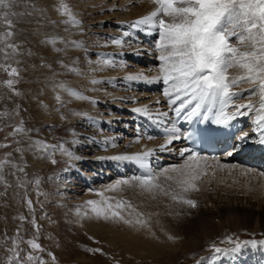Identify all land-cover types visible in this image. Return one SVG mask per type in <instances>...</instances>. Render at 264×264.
<instances>
[{
    "label": "rangeland",
    "instance_id": "374dc122",
    "mask_svg": "<svg viewBox=\"0 0 264 264\" xmlns=\"http://www.w3.org/2000/svg\"><path fill=\"white\" fill-rule=\"evenodd\" d=\"M65 2L81 22L75 29L72 25L63 23L66 17L57 11L60 0H17L12 11L18 15L10 18L14 22L13 42L19 45V53L11 61H6L4 54L0 53V64L11 63L20 72L16 78L18 83L14 85L20 94L16 95L4 85L3 81L9 77L0 69V144L8 145L0 148V159L12 153L11 159L19 167L24 168V172L6 168L4 172L6 183L0 182V264H8V258L11 256L9 249L13 247V241H16L22 250L21 256H26L32 251L27 241L34 238L43 249L35 255L45 264H196L202 257L205 259H201L200 264H208L207 258L211 255L209 245L212 242L224 247L226 245L220 244V241L228 236L241 241L264 240V188L261 187L260 180L253 179L251 175H242L236 168L232 170L218 169L215 166L208 168V174L196 182L199 191L183 193L186 199L196 201L194 208L173 201L170 196L144 192L134 185H125L116 193L104 192L105 196L122 198L131 203L135 211L124 209L122 214L126 219H131L132 224H125L119 220L98 219L90 208L84 207L88 200H100L101 196L97 193L104 191L108 186L107 181L101 179V176H105L102 174L103 171L97 170L105 168L100 169L99 166L108 164V168L116 175L117 161L109 162L108 157L100 155L102 159L100 158L99 166L97 164L94 166L98 167L96 170H92L88 162H80L78 164L80 170L86 173L95 171L96 178H100L101 181L96 182L95 187L80 189L75 200L72 198L73 194L66 193L59 186L61 179L58 172L69 165V157L57 151L48 158L44 153L30 150L28 147L30 141L39 140L53 145L63 143L67 149L68 127L70 123H74L82 127V130H86V126L92 128L100 126L105 132L113 130L116 135L118 134L116 141L118 146L128 144V148L132 147V150L137 146V150L144 151L141 139L147 140V137L152 135L147 136L141 131L134 115L136 112H133V107L128 104L134 105L136 102L141 107L147 105L153 116H156L157 112L169 110L162 95L163 90H159L162 81L157 82L159 88H153L154 83L145 81L138 82L136 87L134 85H137V81H130L129 84L136 88L132 89L122 75L115 76L116 82L114 77L96 76L97 78L92 79L99 80L100 86L119 92L117 98L107 97L98 99V102L95 99L96 109L89 107L93 99L85 100L81 107L84 105L91 113L84 112L77 116L82 119H79V122L69 119V102L60 93L58 85L65 84V76L69 73L78 75L87 73L78 63L81 58L110 60L114 66L106 65L109 72L113 69L120 70V64L127 65L130 69L143 66L147 69L148 76L157 74L159 61L156 59L158 54L154 50L155 46L152 50L149 49L151 51L141 49L143 53L148 52L143 58L141 55L138 57L135 55L139 48L131 47L134 42L144 45L141 33H137L138 29L130 28L129 24L154 10L155 5L151 0H65ZM3 30L4 25L0 24V31ZM124 32H128L129 35L124 36ZM156 35L154 37L157 40ZM52 38H57L54 45L48 42ZM113 39H121L126 43L114 45L111 42ZM70 41H76L80 46L78 51L71 54L65 49V46L71 44L67 43ZM110 45L113 47L112 51L108 48ZM131 57L138 62H134ZM73 68L76 70H69ZM88 78L90 77L86 76V79ZM84 79L85 77L81 81ZM57 95H60V101L56 100ZM157 100L160 101L159 104L156 103ZM124 101L125 105H122ZM101 110H108L105 115L111 118L109 122L106 120L98 122L100 118L96 114ZM170 117L169 122L164 120L167 117L157 119L162 121L164 126L167 123L170 127ZM152 119L148 122L154 125ZM21 121L24 128L31 131L14 137L9 136L8 134L19 126ZM152 137L157 144L149 149L164 142V136ZM98 138L100 143H103L102 137ZM16 141H19V144ZM100 146L99 144L97 148L100 149ZM17 147L21 151H15ZM178 150H182V146L177 147L176 151ZM105 151L108 149L97 152ZM164 154L157 163L162 159L165 162L152 168L158 175L164 169H171L174 165L184 163L183 157L167 161L169 159ZM52 159H55L56 163H52ZM112 162L114 164L111 166L109 163ZM226 162L227 160L220 161L224 165L239 164L240 167L237 161ZM209 163L214 165L210 159ZM130 164L131 167L124 165L128 170L122 174L118 173L119 176L113 178L109 175L112 177L111 180L116 182L143 174L138 165L132 162ZM245 168L260 172L256 167ZM168 174L176 175L172 172ZM79 180L78 177L75 181H78L80 186L77 184L75 187L82 186ZM159 182L166 188L171 184L172 189H175L174 181H166L163 175H160ZM77 196H80L79 200ZM72 199L77 203H72ZM27 201H31V206ZM85 212L87 215H84ZM136 219L155 225L153 236L143 232L135 222ZM138 242L139 247L147 246L152 256L149 253V258L141 259L137 252L124 245L135 246ZM191 244L197 248L192 250ZM250 245L252 244L244 247ZM88 249L101 251L93 252ZM158 254L159 256H156ZM53 256L55 260L52 259ZM225 257L221 256L214 264H226Z\"/></svg>",
    "mask_w": 264,
    "mask_h": 264
},
{
    "label": "snow or ice",
    "instance_id": "6c2138e0",
    "mask_svg": "<svg viewBox=\"0 0 264 264\" xmlns=\"http://www.w3.org/2000/svg\"><path fill=\"white\" fill-rule=\"evenodd\" d=\"M16 2L17 0H0V24L4 25V30L0 31V53L4 54L6 61H11L19 53V45L13 42L14 22L10 18L18 15L12 11ZM151 2L155 5L154 10L131 22L129 27L147 31L149 34L155 32L158 35L154 49L158 54L156 59L159 61L157 74L146 76L140 72L128 74L124 79L147 83L162 81L166 86L163 88L162 95L169 109L175 113L177 118L189 123L210 121L211 124L228 127L237 116H249L254 113L252 123L255 127L252 131L259 134L257 143L264 145V0H151ZM57 11L66 17L63 23L72 26H78L81 23L65 0H60ZM123 35L128 36L129 33L124 32ZM56 39L52 38L48 42L54 45ZM111 42L114 45L122 44L121 39H113ZM67 43L79 46L76 41ZM16 62L19 63V61ZM99 63L114 66L110 60H102ZM119 66L125 67L124 64ZM0 69L9 77L3 81L4 85L19 95L20 93L14 88V85L18 83L16 78L20 75L18 68L13 67L11 63H4L0 64ZM69 70L75 71L76 69ZM92 83H97V81L93 80ZM244 85L247 87H243ZM58 86L68 91L70 95L79 99H87L65 88L63 84ZM245 93L248 94L246 97ZM245 99L247 102H237ZM56 100H61L60 95L56 96ZM156 103L159 104L160 101L157 100ZM132 111L149 119L153 117L147 105L133 108ZM155 115L167 117L168 113L157 112ZM28 131L31 130L25 129L21 121L19 126L8 135L14 137L17 134H26ZM209 131V129L204 130L206 133ZM163 136L164 142L158 145L160 152L171 151L169 146L182 137L192 139V134L181 131L175 122L170 127L163 128ZM139 138L138 136L137 139ZM248 138L249 133L241 131L234 137V140L243 142ZM111 139L114 140V138ZM147 139L152 140L154 137L148 136ZM16 143L19 144V141ZM111 146L116 145L111 143ZM237 146L238 144L234 143L232 147ZM3 147H8V145L0 144V148ZM28 147L30 150L46 154L48 158L59 151L69 159H81L68 151L63 143L53 145L37 140L30 141ZM15 151L19 152L21 149L17 147ZM155 152L156 149H148L135 154L109 157L115 161L132 162L143 170V174L130 179L117 180L108 185L104 191L97 193L101 196L100 200H88L84 207L90 208L98 219L119 220L125 224H132L133 221L126 219L122 214L124 209L135 211L131 203L122 198L115 199V197L105 196L104 192L116 193L125 185H134L144 192L170 196L173 201L182 202L194 208L196 201L186 199L183 193L199 191L196 182L208 174V168L215 166L218 169H235L239 167L238 165L221 164L219 157H211L214 165L210 164L208 157H201L192 149L185 148L180 151L184 163L174 165L171 169H164L158 175L149 163V158L155 155ZM185 153L188 155L185 156ZM233 154L232 151L227 152V156ZM11 156L12 153H8L5 158L0 159V182L6 183L4 176L6 168L24 172V168L19 167ZM51 162L56 163V160L52 159ZM254 171L250 168L242 169L241 174L249 175ZM169 172L176 175H169ZM12 174L15 175V173ZM160 175H163L166 181H174L175 189H172L171 184L167 188L164 187L159 182ZM260 175L264 176V173ZM27 203L31 206V201ZM77 214H80L79 210ZM84 215H87V212ZM135 222L141 225L145 223L140 219H136ZM257 243L264 244V240L241 241L228 236L220 241V244L226 245L224 247L212 242L209 245L211 255L207 258L208 264H214L221 256L238 253L248 244ZM27 244L32 251L26 256H21L22 250L19 249L18 243L13 241V247L9 249L11 256L8 258V264H45L35 255L36 252L43 251L36 239L28 240ZM88 251L99 252L101 250L88 249ZM52 259L55 260V257L53 256ZM196 264H200V261Z\"/></svg>",
    "mask_w": 264,
    "mask_h": 264
},
{
    "label": "bare ground",
    "instance_id": "6f19581e",
    "mask_svg": "<svg viewBox=\"0 0 264 264\" xmlns=\"http://www.w3.org/2000/svg\"><path fill=\"white\" fill-rule=\"evenodd\" d=\"M79 26H80V24L77 27H79ZM73 27L75 29L76 26H73ZM137 33H141V35H144L145 37H148L146 39V42H147L146 45L136 44L135 42L131 45L132 48L135 47V48H139L140 49V50L137 51L139 54H137V53L135 54L138 57V55L140 56V55L144 54L141 49H148V50L151 49L152 50V45H154L155 41H156V38L154 37L156 35V33L153 32V33L149 34L147 31H140V30H138ZM125 43L126 42H122V44H125ZM68 45H69L68 47L65 46V49H67V52L70 53V54L78 51V49L80 48V46H73L72 44H68ZM108 48L111 49V51L113 50V47L111 45ZM151 50H149V51H151ZM112 55L113 54H111V56ZM102 60H104V59L99 58L97 60H85V58L84 59L81 58L78 63L80 64V66H83L82 70L87 71V73L86 74H82V75H78V74H75V73H72V74L69 73V74H67L65 76L66 81H65V84H63L65 86V88L71 89V90L77 92L80 96L87 97V99H79L76 96L70 95L68 91H65V90H63V89H61L59 87L60 88V93L62 94V96L65 99L66 98L68 99L69 106H70L69 107L70 108L69 109L70 110L69 119L73 120L74 122H77L79 119L82 120L80 117L77 118V116H79L80 114H82L84 112L85 113H91V111H88V110L85 109L86 107L84 105H83V107H81V104L83 103V101H85V100L89 101V100L93 99V100H91L93 103L89 107L92 106V107H94L93 109H96V106H95L96 102L94 101L95 99L98 102V99H104V98H107V97H114V96L117 98V96H118V93H119L118 91H116V90L114 91V90H111V89H106L104 86H100V81L99 80H96L97 83H92V81H93L92 78L93 77H96V76H98V78L100 76L114 77V81H115V76L116 75H122V76L125 77L128 74H136V73L143 72L144 75L148 76V74L146 73L147 69H145L143 66L142 67H135L133 69H130L127 65H125V67H123V68L119 67L120 70H118V71H115V69H113L112 72H109L108 70H106L107 69L106 65H102V64L99 63ZM126 63L129 64V62H126ZM94 69H96V70H94ZM107 72H109V73H107ZM86 76L90 77V78L86 79ZM83 77H85V79H84V81H81ZM129 82L130 81H127V85H131V83L129 84ZM138 82H140V81H137V83H136L137 85H134V86L137 87L138 84H139ZM134 86L131 85V88L132 89H136ZM245 87H247V85H245ZM125 102L126 101H124V103H122V105H125ZM237 102L239 103V102H247V101L245 99V100H240V101H237ZM86 104H88V103H86ZM117 104H120V102L119 103L117 102ZM130 105L133 108L141 107L136 102H135L134 105L128 104V106H130ZM106 111H108V110H106ZM106 111L105 110H101V112L99 111V113L96 114L100 118V120L98 121L99 123L102 122V121H105V120L108 121V122L110 121L111 118H109L108 115H105ZM229 111H231V109H229ZM170 112L172 113L173 111H171L169 109L167 111V113H168L167 118H164V120H168L169 121V117L171 115ZM253 115H254V113L250 114L249 121L251 123H252V116ZM154 117L155 118H161V117H157V116H153L152 118H154ZM171 119H172V116L170 117V121H171ZM83 120H85V119H83ZM152 121L154 122L153 119H152ZM172 123H174V122L171 121L170 124L172 125ZM175 123H176V121H175ZM86 124H88V121L86 122ZM147 124L150 125L149 122ZM165 125H167V123ZM152 126L156 127V124H154V125L152 124ZM167 126L169 127V125H167ZM167 126H164V127H167ZM249 126H250L249 128H245V129H243V131L248 132V133L250 132L251 135L254 134L255 136L253 135L254 137L252 138V141H249L245 145V147L251 145V143L259 144V143H257L259 134L252 131V129L255 127V125H253V123H252ZM95 127L92 128V127H87L86 126V130H84V129L82 130V127L80 128L77 124H74V123L73 124L70 123V126L68 127V129H69V135H68V137H69L68 138L69 139V146H68L67 150L72 152V153H74L76 156L81 157V159H79V160L69 159V161H68L69 165L67 167L59 170L58 175L60 176V179H61V182H60L59 186H61L66 191V193L73 194L74 196L72 198L74 200H75L76 195L78 194L80 189H82L83 187H95L94 184L96 182H98V181H101L100 178H96L97 175H96L95 171L94 172L92 171V170H96L98 168V167L96 168L94 166L96 164L99 166L98 163L102 159L101 157H99L100 155H102V156L105 155L106 157H108V161L111 162V159H109V157H111V156L121 155V154H135V153H137L139 151V150H137V146H136V148L134 150H132V147L128 148V144H124V145H119L118 146V144L116 143V141L118 139V136H117L118 134L116 135V133L113 130H111L110 132H105V131H103L102 128H100V126H97L96 128ZM146 129L148 130V128H146ZM181 131H182V129H181ZM148 135L149 134H147V136ZM152 135H154V134H152ZM98 136H100V138L102 137L103 143H100ZM119 136H121V135L119 134ZM111 138H114V140H112ZM182 139H183V137L180 140L174 141L173 144L169 146L171 151H172V153L170 151L160 152L158 150V146L151 148V149H156L155 155H153L152 157L149 158V163H150L151 168L154 165L158 164L159 162H162V161H159L157 163L158 159L162 156V154L166 153V154H164V156L169 159L167 161H170V160L173 159L172 155H174V154L177 155V153H179L181 151V150L176 151L177 147H179V146L181 147L182 146V149H185L186 147L183 144ZM108 141H110V142L106 144L105 142H108ZM111 143H115V145L116 144L117 145L115 147H112ZM141 143H142L141 147L144 148V151L148 150L152 145H154V144L156 145L157 144V143L154 142V139L153 140H148V139L147 140H142L141 139ZM99 144L101 145L100 149H99V147L97 148V146ZM159 145H160V143H159ZM104 149H108V151L97 152L99 150L103 151ZM140 151H141V149H140ZM168 152H169V154H167ZM234 152H236V151L233 150V153ZM168 156H171L172 158L171 157L169 158ZM200 156L201 157H208L211 160V158L209 156H206V155H200ZM228 157L229 156H225V158H222V157L219 156L220 161H224L223 159L226 160ZM248 157H251V156L249 155ZM176 158H179V157L177 156ZM237 158H239V157H237ZM259 158H261V157H259ZM258 160H261V162H260L261 163L260 164L261 169L259 168L261 171L259 172L257 170L258 171L257 172L255 170L253 173H251L249 175L253 176L254 177L253 179L260 180L261 187L264 188V176L260 175V173H264V159L262 158V159H258ZM80 162H88L89 166H91V168H92V170L88 169V170H91V173H89V172L86 173V172L80 170V167L78 166V164ZM113 162H116V161L113 160ZM113 162L109 163V164L112 166V164H114ZM117 162L118 163H115L117 171H120L121 173H124V172H126V170H128V169H126V166H124V165H127L128 167H131V165H132L128 161H126L127 162L126 164L124 163V161H117ZM212 162H214V161H212ZM107 165L108 164H102L101 166H99L100 169H103V168H105V169L104 170L97 169V170L101 171V172L103 171L102 174L105 175V176H101L102 177L101 179L107 181L108 185H111V184H113L115 182V180L113 181V180H111V178L112 177L113 178L116 177V175L118 173L116 175H114V172H112V169H109ZM253 165H256V164H253ZM242 169H248V168H245L244 165H240V167L236 168V171H242ZM109 175H111L112 177L110 178ZM117 176H119V175H117ZM78 177L80 178L79 181L82 182L81 183V185H82L81 187H75L74 186V185L79 184L78 181L77 182L75 181L76 178H78ZM79 186H80V184H79ZM258 187L260 188V185ZM77 198L79 200L80 196H77ZM74 200L71 201V202L72 203L76 202ZM74 210H76V209H74ZM75 213H76V211H75ZM138 227H140V229H142L143 232H148V233H150L153 236V232H154L153 230L155 228V225H152L150 223L145 222L143 225L139 224ZM114 234H116V232ZM118 235L121 237V234L118 233ZM135 238H137V237H135ZM139 244L140 243L138 242L137 245H135V246H133L132 244H124V245L126 247H128V248L133 249L135 252H137V254L140 255L141 259L149 258L148 256H149L150 251L148 250L147 246L146 247L145 246L139 247L138 246ZM183 244L186 245V243H184V242H183ZM191 245L193 246L192 250L197 248V247H194V244H191ZM163 247H164V245H163ZM187 248H191V247H187ZM151 254L152 253H150V255ZM156 256H159V254L156 255ZM199 260L201 261V259H199Z\"/></svg>",
    "mask_w": 264,
    "mask_h": 264
}]
</instances>
